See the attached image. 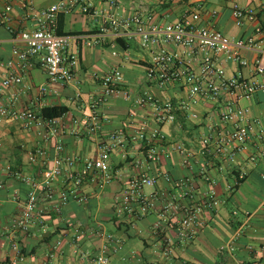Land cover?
<instances>
[{"label": "crops", "instance_id": "crops-1", "mask_svg": "<svg viewBox=\"0 0 264 264\" xmlns=\"http://www.w3.org/2000/svg\"><path fill=\"white\" fill-rule=\"evenodd\" d=\"M57 1L0 0V10L11 5L13 28L33 29L34 18L26 16L28 4L31 2L39 10ZM89 1L94 6L89 13L77 7L60 14L58 31L90 38L98 33L107 15L126 16L136 11L151 15L160 24L173 23L181 20L185 10L198 5L195 0H116L114 5L106 0ZM235 2L255 9V16L247 18L242 26L236 24L232 14ZM94 11L98 15H94ZM200 12L199 25L231 37L263 38L264 34L255 29L264 24V0H203ZM15 43L14 33L0 26V61L14 58ZM71 48L79 52L75 81L70 84L52 82L43 68L33 67L21 85L6 90V100L14 103L16 109L64 107L66 111L59 118L64 130L61 140L65 154L83 159L96 157L110 134L119 130L124 132V145L111 151L110 179L104 180L98 175L84 184L83 191L89 195L87 202L71 201L61 214L48 209L42 218H35L28 232L17 231L16 237H12L5 231L20 213L30 191V186L15 173L20 171L25 176L41 179L42 168L31 162L32 154L37 147L44 146L52 159L56 150L54 140L44 141L38 130L26 129L20 120L2 121L0 264H85L80 252L97 253L106 242L96 231L111 232L122 240L121 246L109 251L112 264H264V181L261 178L264 160L254 163L249 159L250 153L264 145V138L255 135L248 149L233 159L227 154L202 153L201 141L211 133V125L218 121L219 114L218 104L201 99L196 104L190 103L189 109L179 110L175 121L160 126L166 136L162 149L168 153L157 161H147L146 149L136 134L144 123H148L149 128L155 126L154 111L149 104H137L136 98L149 91L162 100L179 104L190 102L188 91L178 83L161 88L146 79L150 55L137 39L109 33L91 45L85 44L84 39L74 40ZM241 54L253 63L258 53L243 49ZM219 61L228 74L252 75L251 66L239 65L222 56ZM113 68L122 71L123 79L112 97L99 102L102 124L96 133L90 134L85 126L90 104L102 93L100 76ZM43 86L47 87L44 93ZM240 103L250 108L258 127L264 130V91ZM76 119L78 123L74 122ZM136 160L142 161L141 167L135 165ZM242 173L245 176L240 178ZM134 175L156 178V184L145 187V191L159 195L157 208L181 190H190L197 202L204 201L208 191L213 190L220 202L215 207L204 206L194 224V237L181 241L176 238L181 214L170 217L163 223L164 228L156 232L153 226L159 219L157 210L140 218L116 212L117 196ZM182 178L188 179V187L177 185ZM62 185L60 181L58 186ZM181 203L193 204V200L186 197ZM77 226L82 235L74 241ZM167 236L174 240L168 251L164 241Z\"/></svg>", "mask_w": 264, "mask_h": 264}, {"label": "built area", "instance_id": "built-area-1", "mask_svg": "<svg viewBox=\"0 0 264 264\" xmlns=\"http://www.w3.org/2000/svg\"><path fill=\"white\" fill-rule=\"evenodd\" d=\"M114 5L116 0H106ZM198 5L183 12L178 22L160 24L144 12L136 11L131 15L110 14L100 24L98 33L93 37L85 35L59 33V16L69 13L80 7L83 12L89 13L94 7L89 0H58L48 8L37 10L30 2L27 15L35 21L33 29L16 30L11 24V5L0 10V26H5L14 33L16 41L13 48L14 58L0 61V123L4 120H20L28 130H38L44 141L54 140L56 155L50 159L44 146L36 148L30 160L42 168V178L37 180L25 176L18 171L15 174L30 186L20 213L13 219L9 232L16 237L17 231L28 232L37 217L42 218L51 209L61 214L63 208L71 201L87 202L89 195L83 191L88 179L102 175L104 180L112 177L111 151L124 145L125 135L122 130L110 134L108 141L101 145L100 154L96 157L81 158L64 153L61 140L63 126L59 117L50 118L41 113L43 107L14 108L6 100V90L13 85H21L24 76L33 67L43 68L52 82L70 84L76 79V67L79 64V52L71 48L72 42L85 40V44L98 43L103 35L114 34L120 37L134 38L140 42L143 49L150 55L145 74L146 79L154 85L165 88L171 83H178L186 89L190 102L174 103L172 100H162L145 91L135 100L137 104H149L153 111L155 126L149 128L144 123L136 134L146 149V160L157 161L162 154L168 153L162 149L166 141L165 134L160 126L176 119L181 109H189L190 103L196 104L201 99L218 104V121L211 125V133L201 141L202 153L214 155L227 154L229 159L244 152L253 142L254 136L264 138V130L258 127V120L252 115L250 108L243 106L242 99H250L259 91H264V35L261 40L254 36L231 37L210 27L199 25L201 18L200 7L203 0H195ZM98 15L97 11L93 12ZM232 14L237 25L242 26L247 18L255 16V9L242 6L235 2ZM255 32L264 34V24L256 27ZM243 49L257 51V58L253 63L243 57ZM243 66L252 67V75L228 74L226 68L219 61V57ZM123 79L119 68H113L100 76L102 93L99 98H93L90 104L85 126L90 134H94L101 127L102 114L99 111V102H105L117 90L118 83ZM44 93L47 87H41ZM194 116H197L194 113ZM78 123V120H74ZM249 159L258 163L264 160V145L250 153ZM52 161V165H50ZM137 167L142 161L136 160ZM9 168V167H8ZM245 174H241L243 178ZM264 181V170L261 172ZM62 181L63 185L58 186ZM156 178L147 175L132 176L124 190L117 196L115 210L120 215L140 218L157 210L159 219L153 228L156 232L164 228L170 217L180 215V228L177 239L188 240L195 235V222L204 206H216L220 200L215 191L210 190L204 201H195L190 190H181L171 199L163 201L157 208L160 199L156 193H147L145 187L154 186ZM188 179L178 181L179 187H188ZM3 183L0 182V189ZM189 197L193 204L183 205L182 199ZM42 223L43 220L41 219ZM94 232V231H93ZM4 233V232H3ZM82 235L77 226L73 233V240ZM96 235L105 238L97 253L80 252L85 264H112L109 251L121 246L122 240L113 233L96 231ZM166 251L174 244L172 237L164 239ZM60 243V242H59ZM15 247L17 245L15 244Z\"/></svg>", "mask_w": 264, "mask_h": 264}, {"label": "trees", "instance_id": "trees-1", "mask_svg": "<svg viewBox=\"0 0 264 264\" xmlns=\"http://www.w3.org/2000/svg\"><path fill=\"white\" fill-rule=\"evenodd\" d=\"M59 33H61L60 29H59ZM66 111V109L64 107H60V106H46L43 107L41 110V113L44 116L50 117V118H54V117H60L64 112Z\"/></svg>", "mask_w": 264, "mask_h": 264}]
</instances>
